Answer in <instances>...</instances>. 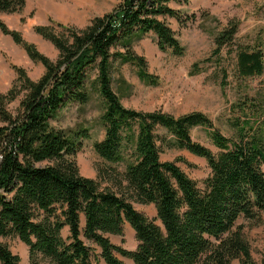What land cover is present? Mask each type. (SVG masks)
<instances>
[{"label": "trees", "instance_id": "16d2710c", "mask_svg": "<svg viewBox=\"0 0 264 264\" xmlns=\"http://www.w3.org/2000/svg\"><path fill=\"white\" fill-rule=\"evenodd\" d=\"M172 1L179 0H121L81 29L36 25L35 32L59 51L51 59L1 18L21 12L26 0H0V32L44 66L37 80L17 68V80L0 93V237H19L34 264H94L98 257L106 264H126L119 255L133 264H231L236 258L255 264L238 222H263L264 90L237 103L240 115L230 120L234 135L227 136L201 111L179 116L139 111L126 107L114 88V73L124 63L134 65L145 84H159L145 57L133 50L149 33L160 50L184 55L175 30L161 18L183 22ZM239 25L233 19L215 34L214 62L221 66V51L229 47L239 77L262 75L264 30L252 43L238 45ZM200 63L193 64L192 74L203 70ZM226 79L223 69V87ZM95 93L102 101L104 136L94 149L109 163L100 178L81 174L75 159L90 128L64 129L53 123L68 103L85 105ZM18 99L12 112L8 106ZM196 126L206 129L219 151L192 138ZM170 148L206 159L210 171L201 184L178 165L193 166L186 159L162 160V152ZM135 202L153 203L157 218L137 210ZM126 223L136 233L134 250L109 236L123 235ZM88 242L100 248L99 255ZM0 264H20V256L2 241Z\"/></svg>", "mask_w": 264, "mask_h": 264}, {"label": "rangeland", "instance_id": "374dc122", "mask_svg": "<svg viewBox=\"0 0 264 264\" xmlns=\"http://www.w3.org/2000/svg\"><path fill=\"white\" fill-rule=\"evenodd\" d=\"M121 0H26L21 12L3 14L1 18L11 29L22 33L24 39L34 44L40 52L51 59L58 57V49L48 40L35 32V26L50 24L60 29L54 23H62L78 29L90 24L97 16L110 12ZM171 7L180 11L183 22L174 17L162 16L176 32L182 45L184 55L178 56L170 51L160 50L157 38L153 33L147 34L134 43L133 50L145 57L150 73L156 75L159 84L147 85L137 75V68L129 63L119 65L114 73V88L121 96L126 107L139 111L162 110L163 112L179 116L193 111L205 113L216 127L225 135L233 136L230 120L240 115L237 103L246 94L254 96L264 90V73L242 79L237 74L235 53L229 47L221 51L222 64L216 65L213 53L214 36L229 22L236 19L240 22L239 31L235 38L238 45L252 43L254 37L264 30V0H179L172 1ZM210 57V60L204 59ZM201 62L203 70L192 74L193 64ZM17 68H23L28 75L37 80L44 73V66L32 60L24 47L14 42L11 36L0 32V93H6L17 80ZM226 69L227 84L223 87L220 82ZM122 77L130 89L122 86ZM19 99L10 103L8 108L16 112ZM101 99L93 94L85 105L68 103L63 107L53 123L64 129H76L80 126L90 128V136L83 142L82 149L75 159L81 174L100 178V171H106L109 163L104 161L95 151L94 142L104 136V128L100 121L102 113ZM165 130L160 129L163 133ZM192 138L212 149L219 151L207 136L206 129L196 126L191 130ZM184 158L187 163L178 165L200 184L209 174L208 163L205 158L196 156L185 149L170 148L162 152L164 161H174ZM134 206L150 218H157L156 206L135 202ZM84 224V219H82ZM157 223L161 224L160 220ZM238 225L242 227L248 241L252 259L255 264H264V214L263 222L255 224L246 219H240ZM63 235H69L68 228L63 229ZM112 242L134 250L138 245L136 233L129 223L123 228V235L109 234ZM11 250L20 256V264H34L30 257L29 247L16 236L0 237ZM95 253L99 255L100 248L88 242ZM119 257L126 264H133L129 258ZM40 256L39 262L44 263ZM94 264H106L98 257ZM231 264H243L238 258Z\"/></svg>", "mask_w": 264, "mask_h": 264}]
</instances>
